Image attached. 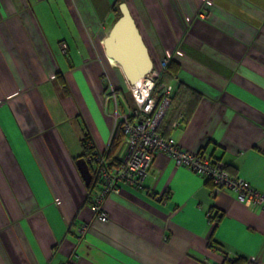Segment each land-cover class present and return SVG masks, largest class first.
I'll list each match as a JSON object with an SVG mask.
<instances>
[{
    "label": "crops",
    "instance_id": "crops-1",
    "mask_svg": "<svg viewBox=\"0 0 264 264\" xmlns=\"http://www.w3.org/2000/svg\"><path fill=\"white\" fill-rule=\"evenodd\" d=\"M116 1L56 0L72 28L55 39L31 0H0V264H264V211L164 153L96 217L73 160L112 129L99 89ZM124 1L153 62L179 66L166 81L202 94L169 137L264 191V0Z\"/></svg>",
    "mask_w": 264,
    "mask_h": 264
},
{
    "label": "built area",
    "instance_id": "built-area-1",
    "mask_svg": "<svg viewBox=\"0 0 264 264\" xmlns=\"http://www.w3.org/2000/svg\"><path fill=\"white\" fill-rule=\"evenodd\" d=\"M168 61L163 60L161 68H165ZM159 79L160 72L153 68L137 83L131 85L127 82L133 104V108L127 112L119 113V100L113 88H110V94L106 96V106L113 103L115 116L109 140L102 150L93 147L85 156L92 175V188L87 194V199L89 197L96 217L100 220L107 219L104 211L105 199L119 191L120 183L136 189L144 187L145 177L157 153H164L175 164L208 178L215 192L231 191L243 205L264 211V191L255 189L242 179L230 176L220 161L186 151L174 138H165L158 133L160 121L172 102L174 92L173 84L161 83ZM118 121L122 123L123 139L114 158H111L108 157V149ZM85 229L86 226L81 227L82 231Z\"/></svg>",
    "mask_w": 264,
    "mask_h": 264
},
{
    "label": "water",
    "instance_id": "water-1",
    "mask_svg": "<svg viewBox=\"0 0 264 264\" xmlns=\"http://www.w3.org/2000/svg\"><path fill=\"white\" fill-rule=\"evenodd\" d=\"M118 9L120 16L104 38L103 47L106 57L117 64L126 81L133 85L153 70L154 63L128 4L121 2ZM75 164L83 182L89 185L92 175L87 162L80 157Z\"/></svg>",
    "mask_w": 264,
    "mask_h": 264
},
{
    "label": "trees",
    "instance_id": "trees-1",
    "mask_svg": "<svg viewBox=\"0 0 264 264\" xmlns=\"http://www.w3.org/2000/svg\"><path fill=\"white\" fill-rule=\"evenodd\" d=\"M124 2V0H117L114 9L116 11L115 20L120 16V12L118 9V5ZM159 66V72H160V80L165 81L168 84L169 81H166L168 78L171 79L173 77H176V74L179 70V66L174 61H168L165 68H161ZM56 78L58 81L61 82L63 89L65 88V81L61 74H56ZM202 94L198 93V91L192 89L191 87L183 84V83H177L174 87V92L172 95V102L164 115V117L161 119L159 127H158V133L162 135L163 137H169L173 131V124L176 122H179L178 125H186L193 115V112L197 106L198 101L201 99ZM119 98V97H118ZM174 103H176L175 109L176 112L172 114L171 108L174 107ZM177 125V123H176ZM123 139V133H122V123L120 121L117 122V125L114 130V134L110 141V147L108 151V157L111 156V158H114V154L116 153V150L118 146L120 145L121 141ZM91 139L89 137L88 133H85L81 139V146H82V154L78 157L74 158V162L77 161V159L81 156H86L90 152V150L93 148L94 145H91ZM87 193L90 192L92 185H85ZM89 200V197H88ZM87 200V201H88ZM209 245L211 247L218 248L214 245L212 241L209 242ZM247 260H245L242 257L234 258V259H226L223 264H247Z\"/></svg>",
    "mask_w": 264,
    "mask_h": 264
},
{
    "label": "rangeland",
    "instance_id": "rangeland-1",
    "mask_svg": "<svg viewBox=\"0 0 264 264\" xmlns=\"http://www.w3.org/2000/svg\"><path fill=\"white\" fill-rule=\"evenodd\" d=\"M55 2H56V0H46L45 2L44 1L35 2V0H31V5L33 6L34 11L37 13L39 20L41 17V23H42L41 26L43 27L44 32L46 31L48 36H50V37L53 36L55 39L68 37L67 33H69V27H71V26L69 23H67L65 21L66 18L63 17L60 10L58 11V10L53 9V5L55 4ZM41 5L45 6L46 8L52 7L51 9H49V11L51 12V15H49L50 13L47 10L45 11V13H40L41 9L39 7H41ZM35 6H36V8H34ZM115 13H116V11H115ZM50 23H52V30H50V28H49L50 25H48ZM164 60H167V59H164ZM154 68L159 71V66H157L155 63H154ZM102 75L104 78V83H102L101 79L99 78L100 79V89H99L100 97H99V99L103 105V111L105 113V118H106V122L108 124V127H112L114 124V119H115V116L113 114L114 113V106H113V103H111L108 107L106 106V96L108 94H110V88H113L115 93H116V96L119 97L118 98L119 105H120L119 106V113L127 112L129 109H132L133 104H132V100H131V97H130V94L128 91V85H127L128 83H127L126 79L124 78V76L121 72V69L119 67L111 66V65L105 66L104 72L102 73ZM159 81L161 83L168 84L167 82L161 81L160 79H159ZM61 91L63 94L66 92L64 89H61ZM109 136H110V133L108 132L104 145L107 144V142L109 140ZM81 157H83L85 159L84 156H81ZM79 180H80V176H79ZM81 185L83 186V183ZM247 264H255V263L254 262H247Z\"/></svg>",
    "mask_w": 264,
    "mask_h": 264
},
{
    "label": "bare ground",
    "instance_id": "bare-ground-1",
    "mask_svg": "<svg viewBox=\"0 0 264 264\" xmlns=\"http://www.w3.org/2000/svg\"><path fill=\"white\" fill-rule=\"evenodd\" d=\"M107 59H108V62L110 63L111 66L118 67L117 64L112 59H110V58H107Z\"/></svg>",
    "mask_w": 264,
    "mask_h": 264
}]
</instances>
